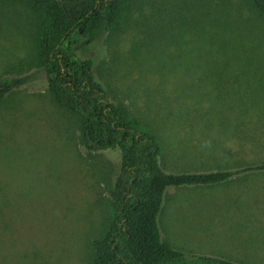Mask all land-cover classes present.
<instances>
[{
    "label": "rangeland",
    "instance_id": "1",
    "mask_svg": "<svg viewBox=\"0 0 264 264\" xmlns=\"http://www.w3.org/2000/svg\"><path fill=\"white\" fill-rule=\"evenodd\" d=\"M118 29L77 56L167 173L264 164V19L249 0H130ZM42 23L0 0V264H94L112 218L120 151L89 153L80 120L37 69ZM164 241L195 256L264 264V172L169 189Z\"/></svg>",
    "mask_w": 264,
    "mask_h": 264
},
{
    "label": "trees",
    "instance_id": "2",
    "mask_svg": "<svg viewBox=\"0 0 264 264\" xmlns=\"http://www.w3.org/2000/svg\"><path fill=\"white\" fill-rule=\"evenodd\" d=\"M22 1L42 23L37 69L47 76L56 102L79 118L81 144L89 153L122 154L121 173L109 193L112 218L106 235L94 241V264H238L173 247L163 239L159 216L169 189L223 185L243 173L264 172V164L238 171L167 173L157 136L133 127L126 111L95 80L92 64L76 54L116 31L130 0ZM249 1L264 19V0ZM15 86V80H0V105Z\"/></svg>",
    "mask_w": 264,
    "mask_h": 264
}]
</instances>
